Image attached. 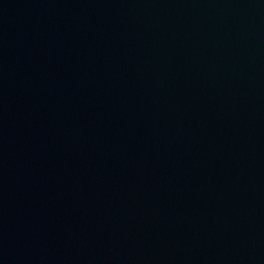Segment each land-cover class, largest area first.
<instances>
[{
    "label": "water",
    "instance_id": "obj_1",
    "mask_svg": "<svg viewBox=\"0 0 264 264\" xmlns=\"http://www.w3.org/2000/svg\"><path fill=\"white\" fill-rule=\"evenodd\" d=\"M264 28V0H188Z\"/></svg>",
    "mask_w": 264,
    "mask_h": 264
}]
</instances>
